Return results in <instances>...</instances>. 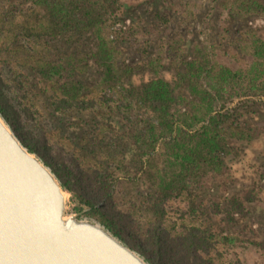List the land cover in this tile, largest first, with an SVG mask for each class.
Listing matches in <instances>:
<instances>
[{
	"label": "trees",
	"instance_id": "16d2710c",
	"mask_svg": "<svg viewBox=\"0 0 264 264\" xmlns=\"http://www.w3.org/2000/svg\"><path fill=\"white\" fill-rule=\"evenodd\" d=\"M225 1L220 3L223 15L264 13L262 0ZM25 5L18 8L12 0H0V115L27 151L38 156L62 189L72 194L74 211L95 219L147 264H240L226 257L228 248L235 245L264 253L263 242L228 233L225 227L245 218L248 205L261 200L256 187L230 195L223 203L200 199L209 178L230 173L226 157L239 139L221 125L223 119L234 114L236 100L264 102V40L244 43L241 67H231L207 53L179 70L175 81L154 74L136 97L157 115L143 118L145 125L138 130L120 134L114 125H96L95 131L85 129L80 137L77 129L71 131L78 127L79 115L103 118L97 105L104 106L109 118L121 111L120 105L107 103L110 99L105 96L84 92L75 80L87 62L108 78L115 77V49L103 29L107 19L120 11L121 0H26ZM62 34H88L95 45L79 57L70 51L58 53L51 42ZM3 66L8 67V77ZM185 82L193 106L177 110L175 90ZM12 84L25 90L19 102L7 97ZM48 116L63 118L61 126L53 120L49 123ZM250 131L260 134L255 128ZM103 134L110 135L112 146L113 138L123 136L140 150L131 159L132 164L138 161L131 171L114 173L109 163L116 162L119 169L124 163L117 158L105 161L108 144ZM164 134L171 136L176 160L157 172V185L149 193L132 199L121 185L138 178L144 169L142 155L154 150Z\"/></svg>",
	"mask_w": 264,
	"mask_h": 264
},
{
	"label": "rangeland",
	"instance_id": "374dc122",
	"mask_svg": "<svg viewBox=\"0 0 264 264\" xmlns=\"http://www.w3.org/2000/svg\"><path fill=\"white\" fill-rule=\"evenodd\" d=\"M223 1L225 0L222 3ZM25 3L26 0H12V4L18 8L23 5L26 7ZM220 3L221 0H121L120 11L107 19L103 29V36L115 49V77L112 74L108 78L99 67L87 62L85 70L75 78L84 92L92 97L105 96L110 99L107 103L120 105L121 111L116 117L109 118L105 114L104 106L97 105V108L102 109L101 114L104 117L99 118L95 114L79 115L78 127L71 131L77 129L75 133L81 137L85 129L91 128L95 131L96 125L109 127L110 124L120 134L125 130H138L145 125L143 118L157 115L151 107H146L137 99L136 92L140 86L154 74L175 81L177 72L185 70L191 60L201 55L210 53L217 61L231 67H241L240 60L245 57L242 50L244 43L255 38L264 40V13L240 12L223 15ZM226 3L227 1L224 2ZM157 14L167 21H161ZM51 43L58 53L70 51L78 57L90 53L95 45L94 39L88 34H62ZM2 69L5 77H8V67L3 66ZM11 89L12 92H8L7 97L19 102L25 90L14 84ZM189 89L188 82L176 87L175 92L179 96L177 110L183 107L192 109L194 98ZM234 106V114L223 119L221 124L229 127L235 133L236 139H239L234 142L233 151L226 157L230 173L225 176L215 174L209 178L200 199L215 198L223 203L230 195L245 188L256 187L261 200L248 205L249 212L245 218L238 219L234 224H225V227L228 233L264 243V102L249 100L248 103H240L236 100ZM48 118L49 123L53 120L54 125L61 126L60 119L63 118ZM157 120L154 118L155 127L159 130ZM43 125L46 126L47 122ZM250 128L260 131L259 136H254ZM35 132L39 133L37 130ZM109 136H101L104 143L108 144L103 153L105 161L111 158L123 160L124 164L120 169L114 165L116 162L109 163L116 175L123 174L125 170L131 171L133 164L138 163L133 161L132 164L131 159L138 157L140 150L122 135V139L113 138L112 146L108 141ZM155 144L154 150L142 155L144 169L138 178L133 179L132 183L127 181L121 185L124 188L122 190H127L132 199L149 193L157 185V172L176 160L171 136L164 134L158 137ZM65 153L70 156L68 150ZM64 192L65 216L78 213L74 211L75 201L72 194L66 190ZM78 219L98 223L82 213L78 215ZM226 257L238 259L240 264H264V253L246 246L235 245L228 248Z\"/></svg>",
	"mask_w": 264,
	"mask_h": 264
},
{
	"label": "water",
	"instance_id": "95a60500",
	"mask_svg": "<svg viewBox=\"0 0 264 264\" xmlns=\"http://www.w3.org/2000/svg\"><path fill=\"white\" fill-rule=\"evenodd\" d=\"M65 216V192L0 115V264H147L99 223Z\"/></svg>",
	"mask_w": 264,
	"mask_h": 264
}]
</instances>
